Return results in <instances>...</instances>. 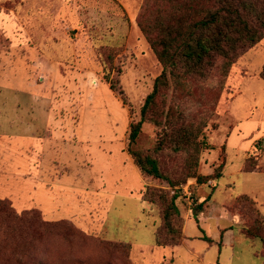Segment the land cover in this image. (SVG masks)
<instances>
[{
	"label": "rangeland",
	"instance_id": "374dc122",
	"mask_svg": "<svg viewBox=\"0 0 264 264\" xmlns=\"http://www.w3.org/2000/svg\"><path fill=\"white\" fill-rule=\"evenodd\" d=\"M145 5L0 0V199L48 222L46 232L31 225L27 239L7 234L6 241L30 247L17 257L6 243L0 264H264L261 239L243 234L248 227L264 238L261 220L255 228L258 210L264 215V174L242 171L250 155L264 171V39L227 74L219 59L205 78L181 90L171 85L158 98L161 110L171 108L184 122H206L198 174L212 175L226 157L214 186L190 180L199 202L191 206L179 193L189 180L172 188L146 178L127 152L131 125L163 71L138 27ZM100 46L112 50V63L104 64ZM162 135L147 121L134 148L151 153L178 182L185 155L156 151ZM146 187L178 194L183 245L156 246L161 208L142 200ZM203 194L211 195L209 210ZM9 224L0 220V238L13 231Z\"/></svg>",
	"mask_w": 264,
	"mask_h": 264
},
{
	"label": "trees",
	"instance_id": "16d2710c",
	"mask_svg": "<svg viewBox=\"0 0 264 264\" xmlns=\"http://www.w3.org/2000/svg\"><path fill=\"white\" fill-rule=\"evenodd\" d=\"M138 27L146 36L163 66V71L154 80L153 89L141 107L140 120L131 125L128 154L142 176L162 179L172 188L192 179H196L198 183L220 179L226 165L225 154L212 175L204 177L197 172L202 153V145L198 139L206 122H184L171 108L167 112L161 110L158 98L171 85L174 89L181 90L188 87L190 82L205 78L219 59L223 60L222 69L224 74H227L243 53L264 39V0H146V5L139 15ZM99 51L104 64L113 62L110 48L100 46ZM260 78L264 80V67ZM147 121L161 127L163 131L156 151L170 148L174 153L185 155L182 176L178 182L162 172L158 159L151 153L134 148L143 124ZM242 171L260 172L258 159L250 155L245 160ZM178 198L176 192L170 195L165 190L150 187H146L142 194L143 201L158 204L161 208L163 226L155 232L157 247H176L183 240L180 227L183 220L177 205ZM240 198L252 205L258 204L248 195ZM236 204L238 205V200ZM258 214L255 228L260 231L262 226L259 220L264 224V215H261L259 210ZM194 218L199 221L197 213ZM0 220L3 223L9 222L11 225L4 228L13 230L0 238V256L3 249L9 248H16L14 254L17 257L28 254L30 246L6 241L9 234L14 232L20 239H27L31 225L37 230H48V222L41 221L36 212L19 214L6 199H0ZM252 231V228L244 227L243 234L249 239H261L264 245V238L258 232L252 234ZM204 240L213 243L207 237ZM219 244L221 246V242Z\"/></svg>",
	"mask_w": 264,
	"mask_h": 264
},
{
	"label": "crops",
	"instance_id": "0c3cea01",
	"mask_svg": "<svg viewBox=\"0 0 264 264\" xmlns=\"http://www.w3.org/2000/svg\"><path fill=\"white\" fill-rule=\"evenodd\" d=\"M260 80L261 81H264L263 79H261L260 78ZM243 93L240 91V93H239V95L241 96ZM233 101H234V98L232 99ZM251 105H254L253 103H251ZM216 153H214V150L211 152V154H210V159L213 161V162H215V160H217V159H215L216 158ZM226 166V165H225ZM244 173H246V174H255V175H258V174H264V171H260V172H250V173H248V172H244ZM223 177V176H222ZM221 177V178H222ZM214 181L215 180H212L211 181V183H213V186H214ZM212 186V187H213ZM215 190V188H213V190L212 191H214ZM250 197V196H249ZM257 197V196H256ZM208 199V200H207ZM207 200V205H208V208H207V210H209V208H210V204H209V202H210V200H211V195H207V194H203V198H202V201H201V203H203L204 201H206ZM207 212H209V211H207ZM201 218V217H200ZM195 219V218H194ZM199 219V218H198ZM226 232H227V230H225V234H226ZM221 246H220V244H218V246H219V248L220 249H222V248H225V246H226V244H225V235H221ZM219 242V243H220ZM185 243V239H184V242L181 244V245H183ZM212 244V243H211ZM181 245H178V246H181ZM178 246H176V248L178 247ZM167 248H172V247H167ZM172 254H174V252L172 253Z\"/></svg>",
	"mask_w": 264,
	"mask_h": 264
},
{
	"label": "built area",
	"instance_id": "2783aa9c",
	"mask_svg": "<svg viewBox=\"0 0 264 264\" xmlns=\"http://www.w3.org/2000/svg\"><path fill=\"white\" fill-rule=\"evenodd\" d=\"M192 185L194 184L191 181L187 182L186 184H183L179 192L181 198H184L191 206L199 203L198 199L195 196V190Z\"/></svg>",
	"mask_w": 264,
	"mask_h": 264
}]
</instances>
